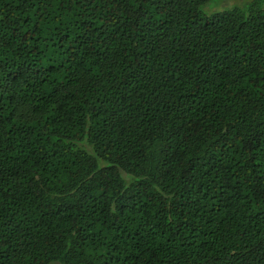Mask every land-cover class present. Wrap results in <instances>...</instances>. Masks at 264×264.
Segmentation results:
<instances>
[{
    "label": "trees",
    "instance_id": "trees-1",
    "mask_svg": "<svg viewBox=\"0 0 264 264\" xmlns=\"http://www.w3.org/2000/svg\"><path fill=\"white\" fill-rule=\"evenodd\" d=\"M0 264H264V0H0Z\"/></svg>",
    "mask_w": 264,
    "mask_h": 264
},
{
    "label": "rangeland",
    "instance_id": "rangeland-1",
    "mask_svg": "<svg viewBox=\"0 0 264 264\" xmlns=\"http://www.w3.org/2000/svg\"><path fill=\"white\" fill-rule=\"evenodd\" d=\"M230 1V3H231V0H229ZM213 2H211L208 6H210L211 4H212ZM227 3V2H226ZM213 6V5H212Z\"/></svg>",
    "mask_w": 264,
    "mask_h": 264
}]
</instances>
